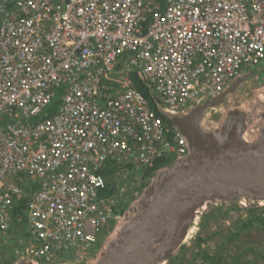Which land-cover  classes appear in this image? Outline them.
Segmentation results:
<instances>
[{
    "label": "built area",
    "instance_id": "2783aa9c",
    "mask_svg": "<svg viewBox=\"0 0 264 264\" xmlns=\"http://www.w3.org/2000/svg\"><path fill=\"white\" fill-rule=\"evenodd\" d=\"M263 61L264 0H0V240L25 200L20 257L97 258L162 168L144 171L189 154L130 75L183 115ZM109 164L116 189L102 196Z\"/></svg>",
    "mask_w": 264,
    "mask_h": 264
},
{
    "label": "water",
    "instance_id": "95a60500",
    "mask_svg": "<svg viewBox=\"0 0 264 264\" xmlns=\"http://www.w3.org/2000/svg\"><path fill=\"white\" fill-rule=\"evenodd\" d=\"M252 82L258 90L251 107L235 101L220 124L206 125L209 110ZM263 83L264 61L183 115L168 114L158 103L159 113L186 138L189 154L155 175L99 256L81 264H167L185 246L205 206H264ZM12 264L34 263L18 255Z\"/></svg>",
    "mask_w": 264,
    "mask_h": 264
},
{
    "label": "trees",
    "instance_id": "16d2710c",
    "mask_svg": "<svg viewBox=\"0 0 264 264\" xmlns=\"http://www.w3.org/2000/svg\"><path fill=\"white\" fill-rule=\"evenodd\" d=\"M130 77L134 84V88L144 97L150 109L157 116L161 117L164 122L172 126V124L159 113L157 109L159 101L152 93L151 88L147 86L136 73H132ZM59 95L60 92L44 110L40 119L51 117L55 114L60 103ZM171 163L172 161L167 156H163L156 160L152 168L144 171V177L153 176L157 170L166 167ZM116 170V166L109 164L99 172L100 175L104 176L106 181V188L101 192L102 196H109L114 193L116 184L113 175ZM123 206L124 207L121 211L126 210L127 204H124ZM235 210L239 209L237 206L233 205L228 207L220 205L209 206L208 210L202 214L199 221V233L195 238V246L197 249L196 254L193 255V258L188 259L186 257V247L183 246L178 254L169 258L167 264H248L247 257L249 256H253L257 261L264 260V254L257 252L252 246H250L249 242L243 241V247L235 244L239 238L248 237L254 230L264 232V208L253 207L246 209V218L234 222L220 244H216L213 249L210 247H203L205 243L216 235V233H209L208 229L220 221H225L228 214ZM13 212L12 225H14L16 232L13 234V237L15 238H11V240H14V242L17 243V247L12 252L6 254L4 248L0 246V254L4 264H12V262L16 260L17 256L22 251L21 242L26 240L29 236L26 228L25 200H22L17 204L14 207ZM7 236L12 237L11 234H8Z\"/></svg>",
    "mask_w": 264,
    "mask_h": 264
},
{
    "label": "rangeland",
    "instance_id": "374dc122",
    "mask_svg": "<svg viewBox=\"0 0 264 264\" xmlns=\"http://www.w3.org/2000/svg\"><path fill=\"white\" fill-rule=\"evenodd\" d=\"M257 90H258V87L253 82L245 85L244 89L242 90V92L237 97H235V98L230 97L227 100V102H225V104L223 106L218 107V108L213 109V110H209L206 113V116H205L206 125L214 124V126H215V125L220 124L221 121L223 120L224 116H225V112H226L227 108L230 107L232 104H234L235 101H237V102L241 101L246 106L251 107L253 105V103L255 102V96H256ZM216 204H217L216 202H212L211 204L207 205L205 207L203 213L208 210L209 206H216ZM238 209L239 210L231 211L228 214V216L225 220L228 223L225 224L222 221H220L219 223L211 226L208 229L209 233H216V235L211 240H209L207 243H205L203 245V247H210L213 249L216 244H220L221 241L224 240V238L227 234V231L229 230V228L232 227V224L234 222H236L239 219L246 218V210L239 208V207H238ZM199 221H200V219H199ZM199 221H198V225H199ZM198 225L196 226V228L193 229L189 238L185 242V247H186V251H187L186 257L188 259L193 258V255L196 254V252H197V249L195 246V238H196L197 234L199 233ZM10 234L12 235V237L6 236L5 239L0 240V246L4 248L6 254L12 252L17 247V243L14 242V240H11V238H15V237H13L14 233L10 232ZM202 236H204V235H202ZM243 241L249 242L250 246H252L257 252H261L262 254H264V232L263 231L254 230L250 233V235L248 237L239 238L235 244L243 247L244 246ZM247 262H248V264H264V260H258L257 261L256 258H254L253 256L247 257Z\"/></svg>",
    "mask_w": 264,
    "mask_h": 264
}]
</instances>
